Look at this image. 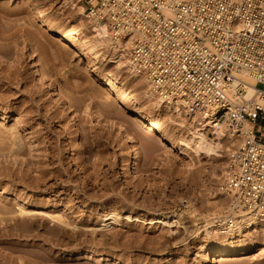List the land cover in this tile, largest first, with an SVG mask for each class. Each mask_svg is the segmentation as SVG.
<instances>
[{
	"label": "rangeland",
	"instance_id": "rangeland-1",
	"mask_svg": "<svg viewBox=\"0 0 264 264\" xmlns=\"http://www.w3.org/2000/svg\"><path fill=\"white\" fill-rule=\"evenodd\" d=\"M35 3L65 31L78 26L68 0H0V264H264V225L234 240L246 258L205 249L199 214L225 206L217 190L231 143L207 156L146 136L142 122L174 138H188L191 124L148 105L142 82L102 50L63 46L40 27ZM107 83L138 104L103 91ZM108 212L120 222L105 226Z\"/></svg>",
	"mask_w": 264,
	"mask_h": 264
},
{
	"label": "built area",
	"instance_id": "built-area-1",
	"mask_svg": "<svg viewBox=\"0 0 264 264\" xmlns=\"http://www.w3.org/2000/svg\"><path fill=\"white\" fill-rule=\"evenodd\" d=\"M78 1L165 102L200 121L223 119L238 136L220 185L232 211L213 218L219 234L238 240L263 226L264 0Z\"/></svg>",
	"mask_w": 264,
	"mask_h": 264
},
{
	"label": "bare ground",
	"instance_id": "bare-ground-1",
	"mask_svg": "<svg viewBox=\"0 0 264 264\" xmlns=\"http://www.w3.org/2000/svg\"><path fill=\"white\" fill-rule=\"evenodd\" d=\"M67 1V0H66ZM69 3L72 5V7L77 8L76 14L74 19L76 20L78 26L74 29H68L64 30L59 26V24L51 19L47 18L46 14L43 10L39 9V6L37 3L34 4V10H36V17L40 18L41 24L40 27H42L45 31H52L56 33L59 36V42L63 46H67L72 43L80 42L84 46L89 47V51H98L102 50L104 53V60L110 63L116 64L117 70H126L129 73V79H134V81L142 82V88L140 93L142 94V97L146 99V102L148 105L152 106L156 110H160L161 108H166L167 110H170L171 114L174 117L179 118V121H176L174 119H171V122L174 124L180 126L181 128H185L184 121L187 120L191 125V128L186 129L188 130L189 137L180 136L179 138H174L169 135L167 130L165 129L164 125L159 121H151V123H141L140 125L143 127H146V136H153L160 134L163 136L164 145L179 148L182 150V147L185 149H189L194 154L198 155L200 153L205 154L207 156L215 155V156H221L220 154H217V150L221 148V142L227 141L231 144L228 146L227 156L226 158H229L230 153L232 152V149L234 145L237 144L238 136L231 133V128L228 126V124L225 122V120H221L219 123L213 124L210 120H204L200 121L199 118H196L194 116H188L184 113L182 110L179 101L170 102L167 103L163 100L162 97H160L153 87L152 83L143 75H137L128 65L127 58L124 57L123 54H119L118 51H114L111 49V44L108 39V31L105 28V24L101 22L100 20H96L95 18L88 16V14L84 11L83 6L79 3L78 0H68ZM88 28V32H90V37H88L84 33V29ZM51 54H53L57 58H63L65 56V53L59 49L52 50ZM81 54L84 57H90L88 51H82ZM101 54V53H100ZM92 59L97 60L98 56L92 57ZM239 79L243 80L246 83V90L247 94L250 95L252 93L251 86H253V81L251 77L248 76L247 72H242L237 76ZM103 91H108L110 94L114 95L116 98L119 99L120 102H130L132 104L137 105L138 101L136 98L135 93H129L126 90H124L122 87L117 86L115 83H107L106 85H102ZM169 108V109H168ZM185 119V120H184ZM185 123V124H188ZM247 124H244V127H247ZM211 129V133L214 135V138H209L208 135L205 133V130ZM232 145V146H231ZM232 147V149H231ZM227 163L224 167L226 168ZM223 174L224 170L222 172V180H223ZM221 187V186H220ZM218 188V193L220 197H222L225 200V206H216V209H213L206 214H199L204 219V225L201 229V232L204 233L203 239L205 240L206 244V251L209 255L214 256L218 259H227V258H246V251L243 248L237 249L235 247L234 240H230L227 238H223L215 229L213 226V218L216 215H225L229 214L232 209L231 206L233 204L231 198L227 197L225 193L221 190V188ZM175 217L178 215L174 214ZM127 219H130L131 216L127 215ZM53 220L60 221L59 217H51ZM112 221L115 223L120 222V215L116 212H108L105 215H103V218L101 219V222L106 224V221ZM180 219L173 220L172 222H163L162 220H156L163 225H167L169 227L171 226H179L180 225ZM168 221V220H167ZM152 222V220H151ZM198 230V229H197ZM196 230V231H197ZM257 230V229H256ZM254 232V231H253ZM256 232V231H255ZM242 236V235H240Z\"/></svg>",
	"mask_w": 264,
	"mask_h": 264
}]
</instances>
